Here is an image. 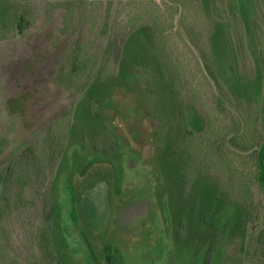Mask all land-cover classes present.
<instances>
[{
  "label": "rangeland",
  "instance_id": "1",
  "mask_svg": "<svg viewBox=\"0 0 264 264\" xmlns=\"http://www.w3.org/2000/svg\"><path fill=\"white\" fill-rule=\"evenodd\" d=\"M41 1H29L33 2L31 13L36 21L24 35L19 33L17 21L21 4L25 6L28 1L21 0L17 6L6 5L0 14V173H5L7 164L19 151L24 152L29 147L38 156V160H34L33 155L29 157L34 163L25 167L28 171L21 170V161L15 164L11 173L13 189L9 181H3L0 186V264H46L43 238L47 242L60 241L59 246L64 250L61 242H65L69 255L67 264H107L99 260L100 257L92 256L93 252L99 256L106 246L112 247L113 256L120 255L124 259L123 264H187L190 261V264H264V190L256 181V148L241 156H231L241 166L242 176L235 177L230 165L224 163L210 182V193L218 199L211 202L212 211L225 210L220 216H214L223 231L216 236L212 257H205L207 243L202 249L197 247L201 239L193 242L192 248L175 250L171 234L175 226L172 210L178 212L181 199L170 194V186L161 182L153 162L164 137H173L172 145L179 151L173 156L168 154L166 166L180 174L181 168L187 174L190 172L192 189L184 192L183 203L185 207L190 201L199 205L203 187L196 181V169L203 167L206 172L214 165L210 160L215 130L211 125V130L197 137L195 144H186V140L181 143V116L186 118L188 113L193 114L192 119L185 120L184 136L187 129L194 126L196 114V123L202 125L204 115L201 113L209 115L213 111L217 123L227 127V124L232 125L233 117L239 118L235 110L238 108L248 136L251 130L248 113L252 110L257 127L251 139L258 141L264 137V61L260 80L257 75L260 69L249 51L253 60L246 53L239 56L235 53L241 70L237 62H232L234 54L228 51L222 28L215 22L219 14L212 11L218 3L210 4V0H79L76 2L81 3L66 17L65 26L62 24L66 19L60 9L52 13V26H48L51 22L44 20L43 11L37 5ZM46 1L55 4V0ZM112 4L111 22L105 34L103 18L106 8ZM166 8L174 17L166 15ZM82 9L86 11L83 21L77 27H70L74 17L76 20L75 13L79 15ZM227 13L228 21L234 25L236 11L230 9ZM258 13L254 19L261 21L262 14ZM132 15H138L139 21ZM180 19L181 28H186L188 20L192 22L196 32L194 41L187 33H174L177 27L170 23H180ZM128 24L135 32L132 43L139 61L131 63L127 73L137 80L140 91L118 82L105 106L107 119L105 123L98 122L87 116L95 117L99 104L88 107L89 103L85 102V113L86 107L75 108L80 100L77 98L98 70L102 44L108 46L116 32L122 38ZM69 27L73 29L70 34L66 33ZM156 27L160 33L165 27L167 38L161 41L177 59V65L171 59L179 75L172 74L176 78L174 84L179 86L177 89L171 90L160 79L159 75L163 77V74L153 55L154 42L146 34ZM79 34L82 44L86 49L89 47L90 51L86 52L89 63L75 81H70L67 61L73 50L72 41ZM238 39L232 40L233 51L235 46L243 52ZM140 54L147 60L148 71L137 67L141 63ZM239 74L253 82L255 89L260 83L258 97L255 92L246 90L243 80L238 82ZM141 81L145 82V88L140 86ZM217 86L223 90L227 112L215 111L216 94H220ZM182 87L186 88L181 90L186 98L184 96L179 105L172 96L176 91L181 92ZM238 87L243 89L238 90ZM137 111L147 113L149 145H145L144 152L122 126L124 120L125 124L131 123V119L141 122L143 117L135 115ZM82 112L87 114L86 118ZM160 114H166L165 127L160 122L163 131L159 127L160 135H154L151 122ZM238 131L229 129L231 136H237ZM152 138L153 148L150 147ZM114 143L117 160L103 152ZM65 153L69 164L60 171ZM148 153H151L150 159ZM3 179L0 175V182ZM228 202L235 205L234 208H227ZM48 208L51 214L52 209L58 210L52 220L56 224L44 214ZM178 218L181 223V215ZM213 228L210 225L211 231ZM179 232L181 235V228ZM55 248L56 253L62 250L54 245Z\"/></svg>",
  "mask_w": 264,
  "mask_h": 264
},
{
  "label": "trees",
  "instance_id": "2",
  "mask_svg": "<svg viewBox=\"0 0 264 264\" xmlns=\"http://www.w3.org/2000/svg\"><path fill=\"white\" fill-rule=\"evenodd\" d=\"M20 1L21 0H0V14L4 12L5 7L7 6L9 7L10 4H14L17 6L20 4L18 3ZM26 1H28L27 5L23 6V4H21V7H20L21 12L19 14L18 21H17L18 31L20 34H23V35L26 33L27 29H29L30 27H33L34 22L36 21L35 18H33L32 13H31V10H32L31 6L33 2H29L31 0H26ZM76 1H79V0H55L54 1L55 4H53V3L47 2L46 0H42L37 5L43 11L44 20L46 18L47 23L51 22L48 24V26H52L50 25L52 24V21H53V19L51 18L52 13L55 12L57 9H60L63 12V15L65 16L64 18L66 19V21L64 22L65 24L64 23L62 24L65 26L67 23L68 14L71 11L75 10L78 4L81 3V2L78 3ZM213 1H216L218 3V7L212 8V11L216 15L219 14L217 15L215 22L217 26H221L222 28L223 36L226 37L225 40H226V45L228 46V51L231 54L232 53L234 54L232 55L233 57L232 62H237V66L241 70V65H238L236 54H238L239 56L240 54L246 53L248 58H250L251 60H253L254 58V60L256 61L258 68L260 69L259 72H257V75L259 77L260 75H262L260 71H262L263 69L262 68L263 65L261 62L264 61V0H210V4H213ZM221 2H224V3L222 4ZM219 5L220 6L222 5L223 7L222 6L219 7ZM112 7H113V4L106 8V17L103 18V21H104L103 31L105 32V34L107 33L109 26H110L111 15L113 12L111 11ZM230 9L232 11L234 10L236 11L237 21L234 25H231L230 24L231 22L228 21L229 14L227 12H229ZM222 10H223V14L221 15L220 12ZM209 13H211V9ZM257 13L262 14L263 19L261 21L254 19V16H256ZM85 14H86V11L84 12L83 9L81 10L79 15L75 13L76 20L74 17L73 22L71 21L72 25L70 27L72 26L74 27V25L75 27H77L79 22L83 21ZM166 15L168 17L169 16L174 17L175 14L174 13L170 14V10L166 8ZM132 16H134V19L136 21H139L137 18L138 15L137 16L132 15ZM221 16L223 18H221ZM48 19H50V21H48ZM191 23L192 22H189L188 20V22L185 25L186 28H181V19H180V23H177V24L171 21L170 26L176 25L177 28L175 29L174 33L176 34L187 33V36L190 35L189 38L192 41H194L193 37L196 38L195 37L196 32L194 31L193 25ZM232 26H234V29H232ZM69 29L66 32L68 34H70L71 31L73 30V29H70V30ZM125 29L126 30L124 31L122 38L120 36L119 38L116 32L113 34L108 46H106V44L105 45L102 44V46L100 47L102 48V52H101V55L98 56V61H97L98 70L96 74H93L91 76L92 80L88 84V87L86 88V90L83 93H81L77 98V99H80L79 102L75 106L77 110L79 107H81L83 110V108L87 106L85 102L89 103L88 107H94L97 103L99 104L100 106L98 110L99 112L95 115V117L87 116L88 118L96 119L98 122H102L103 120V122L105 123L107 119L105 116V110H106L105 106L107 105L108 100L112 94V90L118 87L119 85L118 82H120V85H123L126 88L132 87L133 90L136 89V91H140V89H138L137 87L138 86L137 84H139L137 80H134V78L131 77V75H128L127 73V67H129V65L133 63L134 61H139V59L135 57L136 55L135 44L132 43V40H133L132 36L135 34V32H133V29L131 28L129 24L127 25V28ZM165 31H166L165 27H163L162 32L160 33V30H158L156 27L154 28L153 31L152 29L146 31V34L149 36L150 40L153 39L152 41L155 44V47H154V44L152 46L154 49L153 55L156 57L155 59L156 62L158 61L160 63L161 71H162L161 73L163 74V77L161 74L159 75L160 79L166 87H169L172 90V89H177V87L179 88L178 85L174 84V81L176 80V78L172 76L173 72L174 74H177V73L175 72L172 66L171 59L173 58V61H174L173 64H176L175 60L177 59L170 53L169 49H166L164 47L166 46V44L163 41H161V39L163 40L164 38H167ZM44 33H46V30H44ZM151 33L153 35L152 37H151ZM38 36L43 37V35H40V34H38ZM47 36L48 35L46 33V38ZM235 37L239 38L238 40L242 42L241 46H242L243 52H241L240 50H237L235 46H234L235 52L233 51V47H232L233 41L232 40H234ZM81 40L82 39L79 34V36H77L72 41L73 50L69 55L70 56L69 60L67 61V64H69L70 66V73H69L70 76L68 77L70 81L71 79L75 81L76 80L75 78L81 73H83L84 69L88 68L89 58L86 52L88 53V51L90 50H88L89 47L86 49V46L82 44ZM248 51L251 53V56L253 58L249 55V53H247ZM140 57H142L140 58L141 63H139L141 66L140 65L138 66L136 65V66L138 67V69H145L148 71L149 69L146 63L147 60L141 54H140ZM246 78H247L246 76H243L241 74L237 75L238 82H241L243 80L242 81L243 86L246 88V90L249 92H253V93L255 92L256 97H258L261 92L260 83L258 85V88L255 89L253 87V82H250V81L248 82ZM259 80H260V77H259ZM177 81L180 83L179 78L177 79ZM144 84L145 82L141 81L140 86L141 87L143 86V88H145L146 85ZM182 89L184 90L186 88L182 87L180 88V91ZM218 89H220V94L219 93L216 94L218 100L216 101L217 107L215 111L223 110L227 112V109H226L227 106L223 100L224 99L223 90L220 87H218ZM242 89L243 87L241 88L238 87V90H242ZM170 93L172 96L173 94L172 91H170ZM184 96H185L184 92L182 94V91L181 92L176 91L174 92V96L172 97H174L175 100L178 102V104L181 105V101L183 102ZM194 106L196 107V104ZM221 107L224 109H222ZM85 109H86L85 113H87V107ZM235 110L237 111L239 118L233 117L231 120L232 125L227 124V127H223L219 123H217V120L214 118V115L212 114L213 111H210L209 115L204 112L201 113V115H204L202 117V120H203L202 125L201 123H196L197 116H198L196 114V117H195L196 122L194 126H191L190 128L187 129L186 134L184 135L185 137L183 136V133H182L183 125L186 119L190 120L193 118V114L188 113L186 118L181 116V143L182 141L183 143H185V140H186V144L187 143L195 144L196 142H198L197 137H201L200 135L205 134V132L207 131L209 132L211 130L212 127L211 128L209 127L211 125L214 127V130H215L214 150L211 154L212 158L210 160L211 164H214V165L213 167L209 169L207 168L208 170L206 169L207 170L206 172L203 169V167H197L196 169V176H197L196 181H198L203 187L202 188V199L199 205L196 202L190 201L189 205L185 207L183 203L184 196H185L184 192L188 190L191 191L192 189L191 181L193 182V179H192L190 172H188L187 174L185 172L186 170H184V168L183 169L181 168V171H179L181 172L180 174L178 173V170H175V168L170 169V167L166 166L165 158L168 156V154L169 156H173L175 155V153L179 151L178 148L176 149V146L173 147L172 145L173 137H169V136L164 137L165 139H163L162 141L163 144L160 143L159 149L155 151V153L157 154L155 155L156 158L154 159L153 162H155L156 168L158 170V175L161 177V180H162L161 182L163 184L165 182L168 185V187L170 186L169 188L170 194H175L177 198L181 199V207L178 209V212L177 210H172L173 223L175 226L171 234L173 238L174 248L178 252L181 251V249L187 250L188 248H192L193 242L199 241V239H201L202 243H199L197 247L201 246V249H202L204 243H207L209 246L206 248V251L204 253L205 257L213 256L214 243H215L214 241L216 240L217 234L222 233L223 231V228L220 230L221 227H219L221 226L220 221L219 222L216 221L214 216L215 215L220 216L225 210L212 211L211 202L218 200V199L214 198L215 196H212V194L210 193V182L215 179L216 174H219L224 163L227 165H230L231 167L230 172L235 177L242 176L243 172H242L241 166H238L237 163H235V161L231 159V156H235V157L241 156V155H244L246 152H249V150H251L252 148H256L255 154H254V160L256 162V167L258 169L257 174H256V181L258 185L260 186V188L264 190V137L258 141L251 139L252 135L255 132L254 129H256L257 127V124H256L257 118H254L251 116L252 110H250L248 113L249 120H250L249 123L251 127V130L248 132V136H247L246 130L244 129L243 121L241 119L240 112L242 111L239 110L238 108ZM83 113L84 112H82V114ZM85 113H84V117L86 118L87 114ZM146 114H147L146 112L142 113L141 111H137V114H135V115H141L143 117L142 119L143 122L141 121L138 123V120H133V119H131L132 120L131 123L126 122L125 124L124 123L125 120L122 122L124 124V125L122 124V126L124 127L126 132L129 134L134 144L139 145L142 149L141 151L143 152H144V149L146 148L145 145L146 146L149 145V136H148L149 125L146 122V119H147ZM165 115L166 114H160V117L158 116H156L157 118L154 117L153 121L151 122V127L153 125L152 131L154 132V135H157V134L160 135L162 127H165L164 126V121L166 120L164 119ZM195 119L193 121H195ZM160 122L162 123V127H161ZM91 123H95L94 125H96L97 122L92 120ZM106 127L108 129V126ZM159 127L161 130H159ZM185 129H186V126H185ZM229 129L231 130L239 129L237 136H231L232 133L229 132ZM107 133H108V130H107ZM183 137H184V140H182ZM168 141L171 143L170 146L168 145ZM151 143L152 144L150 145V147L153 148L154 147L153 138H152ZM164 144L166 145L164 146ZM105 147L106 146H104V148ZM28 148H26L27 150L25 149L24 152L19 151L20 153L17 156L18 160H16L17 157L13 158L10 161V163L7 164L6 169L4 170L5 173L4 172L0 173V175L4 176V179L0 182V186L3 183V181L4 182L9 181V185L13 189V177L11 173L13 172V168L17 162L19 163L21 161L20 162L21 170L28 171V169H26L25 167H27L29 164H32L31 162L34 163V161L30 159L32 155H33L34 160H38V156L35 154L34 150H30ZM116 150H117L116 144L114 143L113 146L110 145V148L108 151L103 150V152L105 156L110 155L112 158L117 160L118 155H117ZM147 157L150 159L151 153H148ZM68 164H69L68 157L65 153L64 161L60 167L61 168L60 171H63V169L68 166ZM196 181H194L195 184H196ZM54 194H56L55 189H54ZM50 195L52 197L51 191H50ZM229 203L230 202L227 203V208H231V207L234 208L235 205L229 204ZM57 211L58 210H55L54 208L52 209V214H51V209L48 208L44 212V214L47 216L50 222H53L52 220L54 216H56ZM177 215L178 216L181 215V223H178L179 218ZM241 218H242L241 220L242 222L244 218L243 216ZM54 223L56 224V222H53V224ZM210 225L211 227L214 226L212 231L210 230ZM180 228H181V235L179 232ZM59 242H47L46 239L43 238L42 249L44 252V257H46V259H44L46 264L48 263L53 264L52 261H54V264H67L69 262L68 261L69 255L67 254L66 244L62 240L61 244H64V247L66 250L65 251L62 248L63 246H59ZM54 245H56L57 248L60 247L62 250L57 251L56 253V248L54 250ZM110 247L111 246H106L103 252H101L99 256L95 255L94 252L92 256L97 259L98 257H100L99 260L103 259L106 261L107 264H123L124 259H122L120 255L113 256L111 254L112 247L111 248ZM198 251L199 250H197V252ZM56 257H58L59 262ZM191 262L192 261L187 262V264H190Z\"/></svg>",
  "mask_w": 264,
  "mask_h": 264
}]
</instances>
